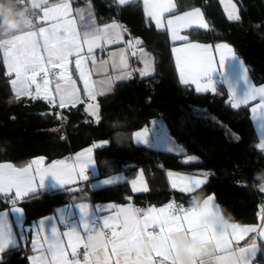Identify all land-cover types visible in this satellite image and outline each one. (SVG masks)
I'll use <instances>...</instances> for the list:
<instances>
[{"label":"trees","instance_id":"trees-1","mask_svg":"<svg viewBox=\"0 0 264 264\" xmlns=\"http://www.w3.org/2000/svg\"><path fill=\"white\" fill-rule=\"evenodd\" d=\"M235 1L240 16L232 20L218 0H176L178 12L200 7L211 25L209 29L187 30L191 40L231 44L248 66L253 81L262 84L264 0ZM72 2L76 6L91 5L100 23L119 20L127 35L137 38L152 55L154 73L147 78L135 76L119 81L112 90L99 95V118L96 119L83 103L60 109L42 98L21 95L17 99L11 84L14 75L7 73L0 50V162L22 166L40 155L48 162L70 159L94 142L106 141L94 151L98 175L105 177L127 171V180L101 188L77 184L89 190V199L93 202L120 203L133 198L139 205H159L168 203L175 195L188 201L196 197L202 200L213 193L231 220L257 222L264 193L253 187V176L264 169V149L258 147L250 105L233 107L230 94L220 80L214 92L204 93L182 83L170 36L147 17L142 0L124 5L117 0ZM25 5L24 0H15L14 8ZM49 109L53 114L37 113ZM154 119L163 123L188 155H196L198 159L184 162L182 155L136 144L134 133ZM139 167L148 169L150 190L136 193L129 179ZM166 169L206 172L209 180L195 192L180 195L171 190ZM81 191L58 189L29 195L22 203L26 223L30 225L33 220L80 199ZM7 200L0 196V208ZM27 255L28 249L21 245L11 247L2 252L0 264H27ZM256 261L264 264V244Z\"/></svg>","mask_w":264,"mask_h":264},{"label":"crops","instance_id":"crops-1","mask_svg":"<svg viewBox=\"0 0 264 264\" xmlns=\"http://www.w3.org/2000/svg\"><path fill=\"white\" fill-rule=\"evenodd\" d=\"M133 1V0H126V3ZM144 4V10L147 7L149 11L158 10V6L160 5H167L168 8L166 11H163L160 14V19L162 21L160 26H157L155 20L152 16L148 15L145 11L147 17L152 19L154 24L159 30H166L170 36V39L173 43L172 46V54L174 56V60L176 63V68L178 71L179 78L182 83L184 84H191L194 86L197 92H214L216 90L217 81L220 80L223 82L225 87L230 94L231 103H235L234 95L237 98H243L246 93L249 91V88H261L264 87V83L256 84L253 81L251 76L250 70L244 60L240 58L234 50V47L224 41L211 43V42H202L191 40L188 34L186 33L187 30L191 28H201V29H209L210 23L206 19L204 11L200 7L192 8L190 10H186L183 12H178V6L176 0H148V4L145 5V0H142ZM223 9L226 13V16L229 19L234 20V18H230V15L233 17L239 18L240 12L239 9L235 8L232 3L229 1L226 2V5L222 3L221 0H218ZM65 0H46V3L42 5V8H51L58 3H63ZM66 2L70 5V15L68 19H72L75 21L74 29L77 33L80 34V43L82 45V49L79 53V58L83 60V68L86 73H88L89 84L93 89L94 96L89 97L88 94L84 91V83L80 78L79 72L76 69L75 61L77 59V55L73 54L69 56V63L67 65L68 72L71 75L72 81L75 82L74 88L75 91V103L71 99H69V94L71 92V88L68 87V81H58L61 85V92L65 95V99L67 103L64 106L60 105V93L56 90V85H52L51 82L49 84V92L48 95L52 98V105H57L60 109L62 107L74 106L79 103H83L85 105V109L89 111L90 104L93 102H98V97L101 94L107 93L112 90L113 86L123 80H127L129 78V74L134 71L135 76L138 78H147L153 75L154 73V64L153 58L149 53L140 45L137 49H129L125 46V39L127 32L124 29V25L119 20H114L108 23H100L96 17L95 11L91 5H83V6H76L73 4L72 0H66ZM119 3V0H117ZM231 2V1H230ZM31 3V0H30ZM120 4V3H119ZM120 4V5H124ZM39 13V24L37 27H32L30 29L25 28L23 30L18 31L16 34H20L24 31H36L39 32V28H50L53 23L63 21H54V20H44L43 19V11L41 8L35 9ZM195 10H199L203 23L206 25L205 27L199 26V24L193 20L189 23H182L177 22V17H182L185 13L193 12ZM173 20V25L169 27L168 21ZM117 24L120 27L118 29H113L111 27L108 28V32L106 34V38L102 39L99 42L98 47H94L91 53L88 52L87 45L83 44V37L86 32L93 31L95 29H103L105 26H110L112 24ZM173 30H175L178 36L184 37V39H173ZM61 33L63 34V29H61ZM119 34V35H118ZM122 37V39L120 38ZM8 38V37H7ZM6 39V38H5ZM41 44V48L38 49L42 55L45 57V61L47 60V53H44L42 50L43 44V37L37 36V38ZM108 39L116 40L115 43H108ZM197 44L201 47L199 49H192L189 45ZM226 45V48H220L218 46ZM207 49L205 52L204 49ZM179 49V51H177ZM1 55L4 60V53L1 50ZM224 57V65L221 68L220 66V59ZM93 57L95 58V63L93 62ZM211 57L213 60L212 68L215 69L214 71H210L207 76L200 74L197 75V72L194 68H190V63H194L195 61L199 60L200 58ZM123 58V60H122ZM151 63H150V62ZM5 63V62H4ZM6 66V64H5ZM142 67V68H139ZM7 68V67H6ZM184 69V79L181 78V69ZM59 69V68H57ZM60 70V69H59ZM145 73V74H142ZM14 75L15 79V74ZM141 74V75H140ZM141 76V77H139ZM210 79V81H209ZM194 80L196 82H194ZM197 83L201 85L202 90H197ZM67 89V90H66ZM30 90L35 94V85L30 86ZM43 97V92L41 93V97ZM43 99V98H42ZM45 100V99H44ZM47 101V100H46ZM48 102V101H47ZM261 103L260 97L257 96L255 99L248 100L247 103H242L239 106L250 105L251 107V118L253 124L255 126L256 132L258 134V147L261 143H264V116H259L260 109L259 105ZM238 106V107H239ZM257 108V112L253 113L252 109ZM93 114V113H92ZM94 115V114H93ZM137 134H140L138 137ZM134 140L138 145H147L150 146L157 151H164V152H172L175 154H179L183 156L184 162H192L198 159L196 155H188L186 153V149L178 144L172 136L168 133L167 128L163 125V123L158 120L154 119L150 122L149 125L143 127L140 130H137L134 133ZM102 141H97L83 148L82 150L74 153L72 158L65 161L64 159L53 160L48 162L45 156H36L33 157L30 162L25 165L19 166L15 165L9 161H2L0 165H12L14 168L20 169L24 167H29L30 172H35L37 169L43 170V173H47L45 175V180L43 182V186L40 185L39 175L36 176V180L33 183V191H29L26 195L19 198L20 202L12 204L11 197L16 195L15 189H12L8 193H0V196L8 198L5 205L0 208V214H7L4 219L6 223L10 226V231L13 234V239L15 241V246L12 244H8L5 249L22 246L25 249H28V255L26 262L27 264H33V257L36 258H44L45 264H53L52 256L47 251V243H45V237L51 238V230L52 227L55 226L59 237L63 240V246L65 249V256L69 261H77V264H83L79 259L73 257L72 255V247L70 244H76V248L80 246H84L88 241L87 238L89 235H95V232L92 230H96L97 232H101L102 235L99 237L100 241L106 244V249L104 248H97L95 255H89V264H93L94 261L101 259L107 251L109 254L111 252V243L107 242V239L103 235V221L104 219L115 216L119 212L120 209H139L140 212L137 213L138 218L142 217L144 212H147L149 209L152 208H162L166 207L167 203L165 204H146V205H139L132 200H127L126 202L120 203H104L106 205V209L104 211H99L96 208L95 203L89 199L90 192L87 189L80 188L78 186L79 180H88L90 177L95 178L93 183L91 181L92 188H101L109 185H114L118 183H122L127 180V171H122L118 173L111 174L109 176L100 177L98 175L95 158H94V151L98 147H101L106 144V141H103V144L99 145ZM260 148V147H259ZM91 149L90 158L91 163L85 169V176L86 179L83 177H79V163L77 158L81 157V154L88 153V150ZM58 161L64 162V164L69 168H75V171L72 174V179L67 183H61L55 179L47 170L51 169V166ZM38 162V163H37ZM173 173V177H169L168 173ZM42 173V174H43ZM166 178L168 184L172 191L179 193L180 195H188L189 193L183 192L180 190V187H173L172 181L176 179L177 176H191L200 179H204L206 182L209 180V174L206 172H188V171H180V170H173V169H166L165 170ZM204 174H207L206 176ZM88 175H91L88 177ZM148 169L145 167H139L137 172L129 179L130 186L132 191L134 192H146L150 190L149 180H148ZM92 180V179H90ZM105 181H109V183H105ZM205 182V183H206ZM184 182L177 181L178 185H182ZM204 183V184H205ZM202 184L200 187H202ZM199 187V188H200ZM58 189H71L74 191H78L82 189L80 199L71 202L67 205L68 208L65 211L59 212L58 209H61L64 206H61L56 209V211L52 214L42 216L38 219L33 220L31 225V233L28 237L27 233L23 235L21 232V228L26 223V214L23 209L22 203L27 201L29 195L38 192V191H55ZM264 193V191H262ZM176 196V195H175ZM208 197H212V201L210 206L214 211L219 213H224L221 209L219 202L216 199L215 194L211 193L207 195L202 200L207 199ZM176 198H178L176 196ZM179 199V198H178ZM191 202V199H188ZM84 204L87 205V209L83 210L80 205ZM18 208L20 211L18 213H14L12 211L13 208ZM259 210V219L257 222L254 223H240L236 220H231V224L239 225L241 228H254L255 231L247 232L243 235V237L239 240L233 239V230L230 228L228 230L229 238L232 240L231 245L234 250H239L241 248L245 249H254L249 253L245 254V264H259L256 261V257L259 254L261 249V245L264 244V236L261 235V232H264V201L260 204ZM201 208V207H200ZM62 210V209H61ZM100 219V224L98 226H94L92 222L96 219ZM41 222H43V230L41 231ZM29 225V224H28ZM35 225L36 228L34 227ZM85 225L88 226V231L85 230ZM36 229L35 237L32 236L34 230ZM75 230L79 236L81 237L80 241L77 243L73 238L72 241H69V238L64 236L65 232H70ZM113 230V229H112ZM119 231V227L116 228ZM151 231V229H149ZM155 231L158 233L159 229L156 228ZM33 240L37 241L36 250L33 248ZM189 240V239H186ZM182 240L177 247L175 253H169V261H165L164 264H171V260H179L174 259L173 256H179V249L182 244ZM3 250V251H4ZM2 251V252H3ZM92 251V250H91ZM2 252H0V261L2 259ZM152 261H159L162 260V257H158L153 252L152 254ZM221 255H227L223 250L213 252L212 249L209 248L207 255H202L201 257L204 260V264H217L216 257ZM24 256V255H23ZM133 258H135L133 256ZM112 260H115V257H112ZM138 264H151V262L144 261L143 258L138 262Z\"/></svg>","mask_w":264,"mask_h":264},{"label":"snow or ice","instance_id":"snow-or-ice-1","mask_svg":"<svg viewBox=\"0 0 264 264\" xmlns=\"http://www.w3.org/2000/svg\"><path fill=\"white\" fill-rule=\"evenodd\" d=\"M126 0H119L120 4H124ZM46 3V0H31V9L41 8L43 11L44 20L63 21L62 23H53L50 28H39V32L36 31H24L20 34H12L6 39L0 40V50L4 53V62L7 67V73L11 75L15 74V79L11 81L13 91L17 99L21 95L29 96L33 99L40 98L43 92V99L52 103V98L48 95L50 81L48 79L49 73L52 69L59 68L61 71L57 74L59 80L68 81V87L71 88L69 99L75 103V82L72 81L71 75L68 72L69 56L73 54L77 55L75 61L76 69L79 72L80 78L84 83V91L89 97L94 96L93 89L89 84L88 73L83 68V60L79 58V53L82 49V45L79 42L81 37L74 29L75 21L68 19L70 15V5L66 2L58 3L51 8H42V5ZM148 4V0H145V5ZM167 5L158 6V10L149 11L146 7L145 11L148 15L152 16L157 26H160L162 21L160 14L166 11ZM230 18L238 19L230 15ZM195 20L199 26L205 27L199 10L185 13L182 17H177V22L189 23ZM169 27L173 25V20L168 21ZM33 27V23L30 22L26 28ZM118 29L120 26L112 24L105 26L103 29H95L90 32H86L83 37V44L87 45L88 52L91 53L94 47L99 46V42L106 38L108 28ZM63 29V34L61 33ZM119 35V34H118ZM37 36L43 37L42 50L47 53V60L45 61L44 55L38 51L41 48V44ZM122 39V37H120ZM173 39H184V37L178 36L173 30ZM116 40L108 39V43H115ZM139 44L140 41H135ZM192 49H199L201 46L197 44L189 45ZM220 48H226V45L218 46ZM179 51V49L177 50ZM206 52L207 49L205 48ZM123 60V58H122ZM95 63V58L93 57ZM224 57L220 59L221 68L224 65ZM213 60L211 57L200 58L194 63H190L189 67L194 68L197 75H208L210 71H214L212 68ZM184 69H181V78L185 82L187 80L184 77ZM43 73L42 84L37 82V77ZM145 74V73H142ZM210 81V79H209ZM194 82H196L194 80ZM35 85V94L30 90V86ZM56 90L60 93V105L64 106L67 101L65 95L61 92V85L57 83ZM67 90V89H66ZM197 90H202L201 85L197 83ZM260 97L261 103L258 106L261 110L259 116H264V87L261 88H249V91L243 98H237L234 95L235 103L233 107H238L242 103H247L248 100ZM253 113L257 112V108L252 109ZM138 137L140 134H137ZM261 149H264V143L259 145ZM91 149L88 153L81 154L78 157L79 163V177L87 178L85 176V169L91 163L90 158ZM38 163V162H37ZM31 165L24 168H14L12 165H0V193H8L12 189H15L16 198L19 199L26 195L29 191H33V183L36 180V176L39 175L40 185L43 186L45 175L43 170L37 169L35 172H30ZM75 168L69 169L64 162L58 161L51 166V169L47 170L56 180L61 183H67L72 179V174ZM43 173V174H42ZM169 177H173V173H168ZM205 176L207 174H204ZM177 181L184 182L182 185H178ZM206 181L204 179L191 177V176H177L172 181V186L180 187V190L186 193H193ZM109 183V181H105ZM212 197H208L203 201V207H191L189 209L175 208L173 203H169L166 207L159 209L152 208L147 212H144L142 217L138 218L137 213L139 209H120L117 215L108 217L103 221V227L111 228L112 241L110 254L105 251L103 257L93 264H138L141 258L144 261L151 262V264H164L165 261H169V253H175L178 244L182 240L186 239H199L209 249L215 253L221 251L216 246L217 233L222 237H226L229 243L232 240L229 238V233L220 228L215 219L218 215L216 211L210 206ZM16 199L12 200V204L15 205ZM80 207L83 210L87 209V205L81 204ZM14 213H18V208H13ZM7 214H0V252L8 244L15 246L13 234L10 231V226L6 223L4 217ZM207 221V222H205ZM43 222H41V231L43 230ZM117 226L119 231L116 230ZM233 239H241L247 232L255 231L254 228H241L239 225L232 224ZM158 228L157 233L155 229ZM151 229V231H149ZM85 230L88 231V226L85 225ZM95 235H89L87 243L84 245L85 249H91V253L85 252L84 261L85 264H89V255H95L97 248L106 249V244L101 242L99 237L101 232L92 230ZM51 238L45 237V243H47V251L52 256L53 264H77V261H69L65 256V249L63 246V240L60 239L59 234L55 226L51 230ZM64 236L72 241L73 238L78 243L81 239L79 234L73 229L70 232H65ZM264 236V232H261ZM37 241L33 240V248L36 250ZM72 247V255L76 256V244H70ZM242 256L245 258V254L254 249H239ZM156 256L162 257V260L152 261V253ZM207 255V253H206ZM133 256L135 258H133ZM115 257V260H112ZM224 260H228V255L219 256ZM33 264H45L44 258L33 257ZM171 264H204L203 258L196 257L191 260H171Z\"/></svg>","mask_w":264,"mask_h":264},{"label":"clouds","instance_id":"clouds-1","mask_svg":"<svg viewBox=\"0 0 264 264\" xmlns=\"http://www.w3.org/2000/svg\"><path fill=\"white\" fill-rule=\"evenodd\" d=\"M15 0H0V39L10 36L14 31L25 29L30 22L33 23L31 8L28 5L14 8ZM253 187L264 191V169L261 172L254 173ZM259 180V183L255 181ZM203 201L200 197L192 200L194 207H203ZM207 222V221H205ZM215 223L222 229L228 232L232 225L230 223V215L219 213L215 219ZM216 246L227 253L229 259L224 260L221 257H216L217 264H245V258L239 250H234L231 243L226 237H222L217 233ZM209 249L199 239H189L182 242L179 249V256H173L174 259L191 260L196 257L205 255Z\"/></svg>","mask_w":264,"mask_h":264},{"label":"built area","instance_id":"built-area-1","mask_svg":"<svg viewBox=\"0 0 264 264\" xmlns=\"http://www.w3.org/2000/svg\"><path fill=\"white\" fill-rule=\"evenodd\" d=\"M26 5H28L30 8H31V3H30V0H24ZM31 15L33 17V27H37L38 24H39V13L38 11H36L35 9H31ZM125 29V28H124ZM138 39L133 37V36H130V35H126V39H125V46L129 49H137L140 47V43L139 44H136L135 41H137ZM61 70L55 68V69H52V71L49 73V76H48V79L49 81L51 82L52 85H55L59 80L58 78V73L60 72ZM42 77H43V73L40 74V76L37 77V82L38 83H41L42 84ZM135 77V73L134 71H132L130 74H129V78H133ZM59 160H61V158H58ZM91 178H89L88 180H79L78 181V184L81 185V186H86V185H91ZM11 199H16V203L17 202H20V199H17L16 198V195H13L11 197ZM169 203H173L175 208L179 209V208H184V209H189L191 207H194L192 205V201L189 202V201H186L184 199H178L176 198L175 196H173L170 201L167 203V205ZM96 205V208L97 210L99 211L98 213H100L101 211H104L106 209V205L104 203H101V202H98V203H95ZM197 208H200V207H197ZM100 219H96L92 222V224L94 226H98L100 224ZM111 233H112V229L111 228H103V235L105 236V238L107 239V242L108 243H111L112 241V236H111ZM76 251V256L75 258L79 259L83 264H85V261H84V254L85 252H89L91 253V249H85V246H80V247H77L75 249ZM89 263H90V260H89Z\"/></svg>","mask_w":264,"mask_h":264},{"label":"rangeland","instance_id":"rangeland-1","mask_svg":"<svg viewBox=\"0 0 264 264\" xmlns=\"http://www.w3.org/2000/svg\"><path fill=\"white\" fill-rule=\"evenodd\" d=\"M222 1V3L223 4H225L226 5V2L227 1H229V3H232V5L237 9H239V6H238V4H237V2L235 1V0H221ZM231 1V2H230ZM227 6V5H226ZM147 51V50H146ZM148 52V51H147ZM149 53V52H148ZM149 55H151L150 53H149ZM151 57H152V55H151ZM153 58V57H152ZM150 62V61H149ZM151 63V62H150ZM139 68H142V67H139ZM141 75V74H140ZM139 77H141V76H139ZM89 108H90V110H91V112L94 114V116H95V118L97 119V118H99V105H98V102H93V104H90L89 105ZM101 144H103V141L102 142H100L99 143V145H101ZM56 160V159H55ZM64 160L65 161H67L68 160V158H64ZM89 176H91V175H88V177ZM91 178V177H90ZM92 180V183H93V181H94V179L96 180V177L95 178H91ZM92 186H94V184L92 185ZM68 207L67 206H64V208L62 207L61 209H58L57 211H58V213L59 212H62V211H65L66 209H67ZM28 225V224H27ZM27 225H24V226H22V228H21V232L23 233V235L25 234V232H26V226ZM36 226L37 225H35L34 227L36 228ZM34 228V229H35ZM36 229L34 230V233L32 234V236H34L35 237V235H36Z\"/></svg>","mask_w":264,"mask_h":264},{"label":"water","instance_id":"water-1","mask_svg":"<svg viewBox=\"0 0 264 264\" xmlns=\"http://www.w3.org/2000/svg\"><path fill=\"white\" fill-rule=\"evenodd\" d=\"M38 114L42 115V116H47V115H50V114H53V110H46V111H38L37 112ZM128 200H132V198H128ZM26 233L29 237L30 233H31V225H27L26 226Z\"/></svg>","mask_w":264,"mask_h":264}]
</instances>
